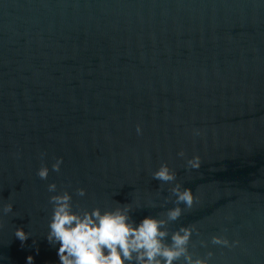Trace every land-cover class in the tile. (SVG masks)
Segmentation results:
<instances>
[{"label": "water", "instance_id": "obj_1", "mask_svg": "<svg viewBox=\"0 0 264 264\" xmlns=\"http://www.w3.org/2000/svg\"><path fill=\"white\" fill-rule=\"evenodd\" d=\"M161 163L176 181L152 177ZM52 182L79 211L131 204L137 223L166 218L179 182L195 200L166 242L195 225L193 258L264 264V0H0V264H59Z\"/></svg>", "mask_w": 264, "mask_h": 264}, {"label": "clouds", "instance_id": "obj_2", "mask_svg": "<svg viewBox=\"0 0 264 264\" xmlns=\"http://www.w3.org/2000/svg\"><path fill=\"white\" fill-rule=\"evenodd\" d=\"M137 134L142 133V126L137 124ZM202 129H193V135H202ZM43 155V154H42ZM178 156L184 157L181 149ZM63 158L60 157L51 165V170L59 172ZM201 157L196 154L187 159L186 167L198 169ZM49 167L45 164L38 169L40 179H47ZM154 179L171 183L176 181V171L167 163H161L152 173ZM57 183L47 185L52 195L49 203L52 206L51 218L48 222L47 241L53 246L59 245L57 256L59 264H176L181 257L184 264H210L211 251L206 257H195L188 252L187 245L191 239L195 225L182 226L171 234V241L166 242L168 230L165 224L178 219L184 207L190 208L195 200L194 191L176 182L171 186L176 206L167 210L166 218L145 216L138 223L131 219V204H117L112 208L93 207L79 211L73 205V196L69 191H57ZM76 194L85 196L86 189H76ZM151 203V201H149ZM13 203L7 202L0 207V226H3V214L11 213ZM21 242L30 236L23 227L14 232ZM211 242L216 245L234 247L239 240L229 241L225 236L216 235ZM26 264H33V257L26 258Z\"/></svg>", "mask_w": 264, "mask_h": 264}]
</instances>
